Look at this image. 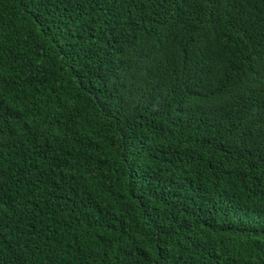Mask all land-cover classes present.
<instances>
[{"label":"trees","instance_id":"16d2710c","mask_svg":"<svg viewBox=\"0 0 264 264\" xmlns=\"http://www.w3.org/2000/svg\"><path fill=\"white\" fill-rule=\"evenodd\" d=\"M0 264H264V0H0Z\"/></svg>","mask_w":264,"mask_h":264}]
</instances>
